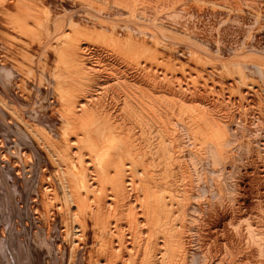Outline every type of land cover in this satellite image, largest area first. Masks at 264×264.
<instances>
[{"label": "bare ground", "instance_id": "6f19581e", "mask_svg": "<svg viewBox=\"0 0 264 264\" xmlns=\"http://www.w3.org/2000/svg\"><path fill=\"white\" fill-rule=\"evenodd\" d=\"M0 264H264V0H0Z\"/></svg>", "mask_w": 264, "mask_h": 264}]
</instances>
